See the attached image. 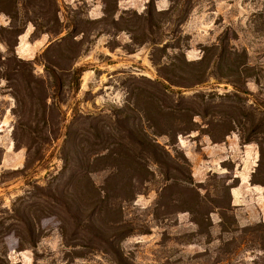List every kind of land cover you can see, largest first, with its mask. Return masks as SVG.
<instances>
[{"label": "rangeland", "instance_id": "rangeland-1", "mask_svg": "<svg viewBox=\"0 0 264 264\" xmlns=\"http://www.w3.org/2000/svg\"><path fill=\"white\" fill-rule=\"evenodd\" d=\"M116 2L114 8L111 0H8L4 7L13 8L12 13L15 7L17 17L0 12V28L15 25L22 30L17 37L0 34V55L7 58L0 60V208L31 211L41 217L42 229L34 250H19L18 238L8 235L15 242L8 249L9 264H264V167L257 169L259 144L246 141L250 126L264 130V0ZM151 5L169 14L154 13L148 30V17L138 16ZM106 8L112 16L98 22ZM50 29L61 32H46ZM222 36L245 55L253 75L235 84L244 92L240 105L249 117L242 120L244 128L236 125L217 143L202 130L179 135L174 145L166 136L155 137L170 156L161 155L164 164L148 159L146 180L134 181L127 201L115 200L117 194L109 191L114 197L110 207L120 209L123 222L122 232L109 238L114 229L105 222L113 215L98 219L95 195L113 174L132 173L126 164L113 168L112 157L95 154H109L119 137L129 146L115 109L128 111L134 94H146L138 89L156 90L161 79L153 61H198L204 48ZM71 38L79 42L74 67L81 73L77 89L71 84L61 94L64 116L50 111L42 115L37 105L29 111V101L18 109L14 95H24L29 75L17 59L33 63L34 74L43 77L46 48L54 50L60 40ZM6 43L15 45L16 60L9 59ZM63 78L70 83L71 75ZM217 78L211 68L204 83L172 86L170 96L173 102L192 101L198 110L201 102L195 96L202 94L211 97L208 110L228 112L231 102L225 96L235 93V85ZM196 121L198 128L205 127L200 118ZM138 123V118H129L122 125ZM29 127L40 137L28 152ZM95 133L104 138L95 139ZM252 175L258 184L251 182ZM79 207L89 214L77 213ZM71 216L100 226L105 235L94 239L93 231L81 229V246H72L74 240L63 245L60 219L70 234L75 222Z\"/></svg>", "mask_w": 264, "mask_h": 264}, {"label": "trees", "instance_id": "trees-1", "mask_svg": "<svg viewBox=\"0 0 264 264\" xmlns=\"http://www.w3.org/2000/svg\"><path fill=\"white\" fill-rule=\"evenodd\" d=\"M111 1L115 3L114 8H116V1L118 0ZM0 4L3 5L0 7V12L5 13L12 19L17 17L15 7L14 13H12V7V9L4 7L6 4L8 6V0H0ZM31 6L36 5L32 3ZM154 13L159 16L169 14L167 11H155L154 6L152 5L148 7L144 16H138L139 19L140 17H148V30L153 26L150 19L153 17ZM110 16L112 15L108 14V8H106L104 11L105 18L99 19L98 22L105 21V19ZM117 21L118 20L113 19L111 20V23L117 25ZM140 28L141 30H144V25L142 24ZM46 32L58 35L61 31L50 29ZM21 33L22 30L15 25L9 26L8 28H0V34L5 38L8 36L17 37ZM144 42L145 41H139L138 44ZM78 45L79 42H76L74 41V38H71L67 42H65V40H60L59 43L55 44L54 50L53 48L52 50H49L48 46L43 53L44 61L42 62V65L45 70V75L43 77H38L34 74L33 63L17 59L21 67L27 70L29 75V80L24 81L25 84L22 88L24 95H21L19 91H16V94L14 95L18 109L27 107V101H29V111L37 105L41 108L42 115L45 114V111H50L57 116H64V112L62 111L63 101L60 99L61 94L65 88L72 89L71 84L73 86L75 85L76 88L80 79L81 72L74 67L77 59L76 49ZM6 46L10 55L8 56L9 59L16 60V56L14 55L15 45L6 43ZM176 48L179 49V47ZM49 51H52V54H49ZM174 57H178V55L176 54ZM2 58L3 61H6L7 59L0 55V60ZM172 58L170 62L163 64L155 63V61H153V63L158 66V73L161 79V82L157 84L155 91L138 89L140 93L145 92L146 94L143 96H140V94H134V101L132 106H128V111L124 110V108L115 109L114 113L117 118L116 123H118V126L121 129L123 128V130L127 132L125 138L128 141L129 146L120 142L122 139L119 137L118 140L112 142L116 149L110 150L109 154L100 155L98 154V151L95 153L96 157L99 159H108L112 157L111 159L114 164L113 168H116L119 164H126L132 170V173L127 177L117 178V175L113 174L111 176L112 178L106 182V188L97 190V194L95 195L94 201L95 206H98V210L96 209L98 219H100L102 214H106V216L113 215V219L105 222L114 229V232H112V235L109 236V238H114L122 232L121 225L123 223L120 209H112L110 207V202L114 197L109 194V191L117 194L115 200L118 199L123 202L127 201L128 198H130V193H132L134 181L146 180V174L149 173L146 166L148 159H151L155 164H164L165 161L162 159L161 155L165 154L170 156L169 152L156 142L155 137L166 136L170 141H174L173 143H170L171 145H174L177 142L176 140L179 135L202 130L214 143H217L223 141L224 138L234 130L236 125L244 128L242 120L243 118H249L245 117L241 110L242 106L240 105V102L242 101L240 93L244 92L235 84L242 85L247 79L251 78L253 76L252 73H250L251 68L247 66L245 55L243 54L242 56V53H239L233 47L229 46L225 36L219 38L216 44L204 48L203 56L198 61L188 62L183 60L179 63ZM23 68H20L19 71V76L22 79H24ZM211 68L216 70L218 80H224L226 83L236 86H234L235 93L225 96L226 99L231 102V104L227 106L229 109L228 112L208 110L211 97L206 98L202 94L195 96L201 102L198 106L200 109L198 110L193 106L192 101L185 102L183 98H180L177 102H173V99L170 96L172 86L190 88L200 85L204 83L206 78L210 75ZM70 75V83H66L67 79H64L63 77ZM223 113L225 115H221ZM129 118H138L139 123L137 125L132 124L131 126L122 125L124 121L129 122ZM196 118H200L205 127L198 128ZM249 122L253 124L254 119L250 118ZM142 123H145V126H143ZM255 125L252 127L250 126L247 130V132L252 135H247L246 141H256L259 144V160L257 165V169L259 170L264 167V138L259 137L264 136V130L260 127V129H258ZM29 134V141L25 145L28 152L31 151L33 145L38 143L37 138L40 137V135L37 134V131H34L30 127ZM94 138L99 140L104 138V136L95 133ZM46 139L47 137L43 136V141L41 142H45L44 140ZM74 146H77V144ZM102 148L100 151L103 150ZM74 150L78 149L74 148ZM253 178L254 175H252L251 182L253 184H258V181ZM92 210L94 213V208H92ZM83 211L84 209L81 210V207H79L77 213L82 216L89 214L84 213ZM72 218L75 222L72 224V231L70 234L67 222L60 219L59 230L63 245L67 244V240H74L72 246H81V244L77 243L80 240L78 231L81 229L93 231L92 238L94 239L101 240L102 236L105 235L104 231L101 232L100 226L98 227L95 224L84 225V223L81 222L82 218ZM40 219L41 217H34L31 214V211L26 212L24 209L20 210L19 208H14L8 210L0 208V264H9L8 249L11 250L15 246L14 240L8 236L11 233H14L18 238L19 250L35 249L38 243L36 233L42 232ZM9 220L16 221L18 224H7ZM105 237L106 239L108 238L107 236ZM262 251L264 252V247H262ZM35 256L36 254L34 253V257Z\"/></svg>", "mask_w": 264, "mask_h": 264}]
</instances>
